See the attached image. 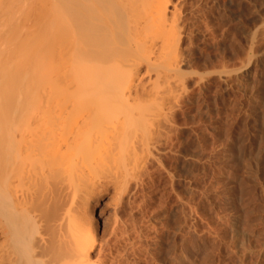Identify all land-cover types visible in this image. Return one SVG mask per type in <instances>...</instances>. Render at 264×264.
<instances>
[{"label": "rangeland", "instance_id": "1", "mask_svg": "<svg viewBox=\"0 0 264 264\" xmlns=\"http://www.w3.org/2000/svg\"><path fill=\"white\" fill-rule=\"evenodd\" d=\"M34 1L10 0L7 8L16 15L20 6L23 15L30 3L31 16ZM169 1L175 41L162 44L168 53L161 48L158 59L173 58L180 75L162 80L156 99L141 98L150 101L124 131L75 138L70 128L82 122L80 107L60 117L71 106L59 90L44 109L35 89H15L25 101L1 118L0 136L34 141L29 151L22 143L32 154L13 188L23 203L10 202L1 169L0 230L13 203L24 230L51 235L59 228L47 209L56 202L63 230L93 237L90 264H264V0ZM55 189L57 201L34 203Z\"/></svg>", "mask_w": 264, "mask_h": 264}, {"label": "bare ground", "instance_id": "2", "mask_svg": "<svg viewBox=\"0 0 264 264\" xmlns=\"http://www.w3.org/2000/svg\"><path fill=\"white\" fill-rule=\"evenodd\" d=\"M20 1L24 3V0ZM8 2L11 7L10 0H0V38L7 37L0 41V106H8L3 107V115L0 109L2 122L3 118L7 119L13 113L11 108L14 103H24L25 99L21 101L16 91H19L18 87L27 84L32 86H25V89L33 88L37 91L33 92L35 95L46 98L42 100L37 97L42 101V107L49 105L53 93L59 90L71 106L60 109V117L80 107L82 122L70 128L75 138H92L100 131L120 133L125 130L126 122L135 118L136 110L150 101L141 98L150 96L156 99L160 93L159 83L168 79L169 74L175 70L173 58H164V62L158 59L161 48L167 52L165 48L170 43L174 44L172 40L175 41V28L171 25L174 23L168 15L169 0H35L37 4L34 5V15L30 12L29 16V11L34 7L28 2L29 6L25 4L30 9L26 8L23 12L27 18H23L18 11L20 6L15 10L22 16H16L17 12L16 15L11 14L10 7L7 8ZM32 16L36 17L33 19ZM27 19L29 22L34 21L29 23ZM26 21L30 25L26 26ZM24 28L28 36L25 39ZM168 34H172V38ZM157 42L160 45L158 43L156 46ZM163 43L168 45L164 44V47ZM155 48H159L158 52ZM154 55L159 56L156 58ZM11 88L13 91L16 89V94L8 91ZM19 99L18 103L15 102ZM40 110L38 115L41 119L50 120L49 110ZM40 125H43L42 121ZM40 131L41 135L48 133L46 128ZM50 131L55 133L53 129ZM1 136L0 142H6L7 147L5 151L0 148V172L4 166L10 202L14 201L18 205L26 199L24 195L14 193V183L23 174V162L32 154L28 151L34 140L29 141L28 137L19 134ZM22 143L28 151L22 150ZM89 146L95 147L91 142ZM43 159L41 163L45 165ZM53 160L56 162L54 157L48 160L50 168L55 163ZM56 190L42 192L32 199H36L34 203L38 201L39 204L49 206L47 202L57 201ZM54 204V209L46 205L59 228L54 233L50 231L51 235L41 230H24L16 211L19 209L13 203L7 208V222L3 230H0V264L91 263L89 249L93 237L89 232L85 233V230H63V218L58 217L56 202ZM31 223L32 220H29V226H32ZM33 224H36L35 220Z\"/></svg>", "mask_w": 264, "mask_h": 264}]
</instances>
